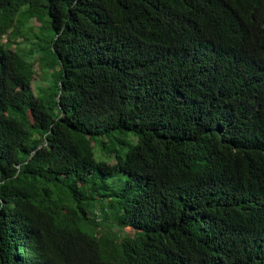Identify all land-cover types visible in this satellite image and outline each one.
Wrapping results in <instances>:
<instances>
[{
	"label": "trees",
	"instance_id": "obj_1",
	"mask_svg": "<svg viewBox=\"0 0 264 264\" xmlns=\"http://www.w3.org/2000/svg\"><path fill=\"white\" fill-rule=\"evenodd\" d=\"M0 264H264V0H0Z\"/></svg>",
	"mask_w": 264,
	"mask_h": 264
},
{
	"label": "rangeland",
	"instance_id": "obj_2",
	"mask_svg": "<svg viewBox=\"0 0 264 264\" xmlns=\"http://www.w3.org/2000/svg\"><path fill=\"white\" fill-rule=\"evenodd\" d=\"M34 21H35V20H33L32 23H33V24H36ZM50 33H51V32H48V34H50ZM38 82H40V79H39V77L37 76L36 79L33 81V86H35ZM33 89H34V87H33ZM95 155H96V157H99V155H98V151L96 152ZM103 158H104V157H103ZM117 178H118V177L115 176V179H113V181L116 182Z\"/></svg>",
	"mask_w": 264,
	"mask_h": 264
}]
</instances>
